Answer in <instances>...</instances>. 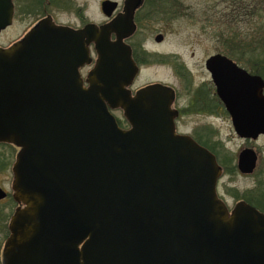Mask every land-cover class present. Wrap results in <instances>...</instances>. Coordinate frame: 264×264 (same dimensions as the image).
I'll return each mask as SVG.
<instances>
[{
	"label": "water",
	"instance_id": "95a60500",
	"mask_svg": "<svg viewBox=\"0 0 264 264\" xmlns=\"http://www.w3.org/2000/svg\"><path fill=\"white\" fill-rule=\"evenodd\" d=\"M140 2L126 0L101 26L43 23L0 48V143L20 149L13 188L22 204L3 264H264V213L244 201L229 212L216 156L176 132L174 89L131 95L138 68L126 40ZM116 7L105 1L103 13ZM206 68L236 134H264V80L220 54ZM257 160L242 150L239 171L252 174Z\"/></svg>",
	"mask_w": 264,
	"mask_h": 264
},
{
	"label": "flooded vegetation",
	"instance_id": "af4514ba",
	"mask_svg": "<svg viewBox=\"0 0 264 264\" xmlns=\"http://www.w3.org/2000/svg\"><path fill=\"white\" fill-rule=\"evenodd\" d=\"M105 1H111L117 4L116 10L111 18H107L103 13L102 6ZM125 2L126 0H0V48L7 49L16 43L23 41L32 30L39 28L43 23L55 27L71 28L75 31L85 28L88 24L101 26L110 22L121 13L124 9ZM94 6L97 10L100 8L102 14L107 18V21L96 23L91 20L88 14L90 12L89 10L93 9ZM175 6H177L176 0H141L140 5L137 7L134 15L136 31L126 40V43L132 50V57L138 68V73L133 83L130 85L129 90L131 91V95L135 97L140 89L151 84H163L174 89L175 101L172 105V109L178 112V116L175 119L176 132L180 135L191 136L201 146L207 149L208 147L203 145L202 142H205L213 149L218 150L219 146L214 144L209 138L201 140L198 137H195L204 136L201 131H195L194 133L181 132L179 124L185 122V120H188L189 118L199 116H206L214 120L226 117L231 119L226 110L225 104L218 95L212 74L206 68V62L209 58L215 55H224L236 63L239 68L247 71L250 75L261 77L264 80V38L262 42L260 39L261 43L258 44L256 49L255 46L246 48V38L243 35L240 38L238 45L239 52L235 55H229L228 53L223 52L208 56L204 61V69L209 75V79L204 78L201 82H196L197 75L194 74L193 70L182 57L154 50L151 48L148 38L139 37L140 30L142 31L144 26L158 21L168 20L169 17H173L171 14H174ZM244 8L245 6H240L242 11H244ZM21 28H23L22 31L18 33V30ZM160 35L163 36L162 40L157 42L156 38ZM114 38L115 36H113V39ZM254 39L255 38L248 39V41L251 40L252 42H255ZM165 40V35L161 32L154 37V41L158 46L163 45ZM87 48L90 51L92 63L80 68V74L84 80L85 86H88L87 77L94 68L97 59L94 44H89ZM168 58H174L173 68L182 82V90L177 91L173 86L159 80L154 82L145 81L141 83V79L146 76L150 70L164 66L163 61ZM127 127L129 128V125H127ZM261 137H264V134H261L256 140L252 141H257ZM245 140L251 141V139ZM4 145L14 147L17 152L15 160L11 162V158V163H9L4 160V155L0 151V173H3L8 166L11 170L12 176L10 190H7L2 184H0V189L6 194L4 198L0 199V264H3L5 245L12 233V220L16 211L22 207V204L16 199V192L13 188V168L20 149L10 144L0 143V147ZM211 152L214 153L213 151ZM257 156V166L252 174H242L239 169L238 172L243 176H257L258 180L255 188L252 190H246L243 195L252 197L258 205L252 206L258 209L261 213H264V169L258 170L260 164L259 154H257ZM218 163L220 164L219 160ZM222 171L223 175L221 180L225 176L224 169ZM220 198L223 199L221 196ZM240 201L248 203L243 199Z\"/></svg>",
	"mask_w": 264,
	"mask_h": 264
},
{
	"label": "rangeland",
	"instance_id": "374dc122",
	"mask_svg": "<svg viewBox=\"0 0 264 264\" xmlns=\"http://www.w3.org/2000/svg\"><path fill=\"white\" fill-rule=\"evenodd\" d=\"M176 5L174 14H171L173 17L144 26L142 31L140 30L139 37L148 38L154 50L182 57L197 75L196 82H201L204 78L209 79L204 69L205 59L210 55L226 52V49L232 46L230 41L235 46L237 44L236 53L239 52L238 45L243 35L246 38V48L255 46L256 49L263 41L264 0H176ZM95 6L89 10L88 15L91 20L96 23L107 21L100 8L97 10ZM240 6H245L244 11L240 9ZM22 29L18 30V33ZM159 32L166 38L161 46L156 45L154 41V37ZM252 38H255V42L248 41ZM173 61L174 58L164 60V66L150 70L141 79V83L159 80L173 86L177 91L182 90V82L173 68ZM113 115L121 128H128L122 111H114ZM179 128L181 132L187 133L201 131L204 136L195 137L201 140L209 138L219 146L218 150L214 149L216 151L214 153L219 154L220 159L217 158L221 165L225 155L232 157L234 164L237 165L240 152L245 148H252L259 154L258 170L264 169V137L257 141L240 138L230 118L214 120L199 116L185 120L179 124ZM0 151L6 162L11 163L15 160L17 150L14 147L4 145L0 147ZM11 178V170L7 166L4 172L0 173V184L7 190H10ZM257 180L256 175L243 176L239 172L233 175L225 174L218 186L219 195L232 210L243 199L242 196L246 190L255 188ZM236 192L239 194V199L232 195Z\"/></svg>",
	"mask_w": 264,
	"mask_h": 264
},
{
	"label": "trees",
	"instance_id": "16d2710c",
	"mask_svg": "<svg viewBox=\"0 0 264 264\" xmlns=\"http://www.w3.org/2000/svg\"><path fill=\"white\" fill-rule=\"evenodd\" d=\"M230 43H231L232 46L229 47V48L227 49L226 52H227L229 55H235L234 53H236V46H237V44H236V46H235V44L232 43V41H230ZM202 144L205 145L206 147H208L209 150H211V151H213V152H216L211 146L207 145V143L202 142ZM215 154H216V153H215ZM216 155H217V157H219V159H220L219 154L217 153ZM223 159H224V160H223L222 166H223V169H224L225 174H229V175L236 174V173L238 172V168H237V165L234 164L232 157H229L228 155H227V156L225 155V156L223 157ZM229 191H230V190H229ZM232 195H233L235 198L239 199V194H237V192H236L235 194H232ZM242 197H243V200L247 201L249 204H251V205H255V206H258V205L255 203V201L253 200L252 197H250V196H245V195H243ZM263 208H264V207H263Z\"/></svg>",
	"mask_w": 264,
	"mask_h": 264
}]
</instances>
